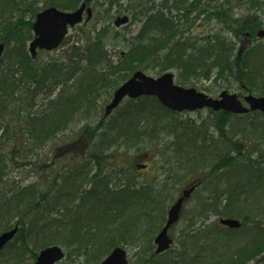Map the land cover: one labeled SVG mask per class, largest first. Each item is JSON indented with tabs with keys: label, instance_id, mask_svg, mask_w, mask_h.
<instances>
[{
	"label": "trees",
	"instance_id": "16d2710c",
	"mask_svg": "<svg viewBox=\"0 0 264 264\" xmlns=\"http://www.w3.org/2000/svg\"><path fill=\"white\" fill-rule=\"evenodd\" d=\"M82 1L39 3L72 11ZM120 1L105 0L111 6ZM157 1L128 0L126 11L143 25L130 50L115 63L106 50L104 31L88 25L80 29L77 45L66 47L64 42L58 57L47 53L49 60L42 62L40 53L32 59L27 48L33 38L30 19L39 7L25 0H0V43L6 46L0 60V234L19 226L7 249L10 264L34 260L52 245L63 247L72 262L83 259V264H99L119 246L137 247V264H264V152L259 162L254 159L257 145L251 148L252 141L242 139V144L226 133L230 119H249L251 114L209 110L214 116L210 121H185L155 97H140L123 101L108 117L104 108L98 115L99 97L104 95L106 102L137 70L157 75L174 70L180 85L192 87L194 81L212 77L215 84L236 80L244 91L264 96V41L254 40L247 49L235 42L247 33L255 35L264 24L232 8L264 5V0H160L156 6ZM179 17L192 22L188 31L202 17L204 24L216 21L217 27L186 36ZM252 115L254 121L262 119L250 125V132L264 144V117ZM85 121L96 124L81 127ZM169 130L175 139L168 144L163 138ZM74 133L88 137L99 151L69 168L52 170L46 178L28 173L49 162L31 157L53 142L73 139ZM115 146L132 151L135 163L142 150L156 152L152 159H160L163 170V178H156L159 184L140 183L134 172L108 170L106 153ZM194 175L192 183L198 182L197 193L204 199L195 218L214 213L243 225L239 230L216 223L195 232L189 228L180 249L156 255L154 237L165 224L168 204ZM26 178L31 182L25 184Z\"/></svg>",
	"mask_w": 264,
	"mask_h": 264
},
{
	"label": "rangeland",
	"instance_id": "374dc122",
	"mask_svg": "<svg viewBox=\"0 0 264 264\" xmlns=\"http://www.w3.org/2000/svg\"><path fill=\"white\" fill-rule=\"evenodd\" d=\"M39 1L40 0H25V3L38 4ZM81 3L79 4V6L81 5ZM234 3L236 2H233V4ZM127 4H128V0H122L118 4L114 3L112 6L109 3H106L105 0H93L89 4V7L93 11V18L91 22L88 24V26L90 28H96L97 32L104 31L103 34L105 36L104 43L106 45L105 46L106 50L108 51L109 54H111L112 60L115 63L118 62V58L121 54H126L130 50V48L132 47L131 43L134 42V39L140 33V30L143 25L142 21L134 22L131 19V13H128L126 11ZM159 4H160V0L156 2V6H159ZM42 5L43 4H39L38 7ZM232 8L238 14L243 13V16L245 15L256 16L260 21L264 23V5L257 4L255 7H253L252 4L251 6H248V5L241 6L240 5V6H233ZM197 14L198 12L194 13L191 16V18L195 17ZM177 15L178 14L175 11L171 13V16H173L174 18H176ZM124 16L129 17L127 24L121 25L119 27H115L114 24L117 18H122ZM202 19L203 17L200 18L195 23V27H194L195 29L192 28L188 31L187 29L189 27V24L192 22L191 21L187 22L183 18H180V17L178 18V20L180 21V25H181L180 27L186 30L185 31V33H187L186 36L190 35L193 37L200 36L204 32L208 33L216 29L217 27L216 21H213L211 22L210 25H207L203 23ZM30 20H32V23L34 22V19L31 18ZM84 27L86 26L80 27L76 31L73 30L70 32L68 46L66 47H70L71 45H77V42L80 40L79 37H82L81 35L82 31H80V29H84ZM248 40L249 39H247L246 37H242L241 39H239V41H237V43L239 44V47L248 48L251 44V42ZM63 50L64 49L61 48L59 51L49 53V55L53 58H56L59 55H61ZM49 55L47 53H42V55L39 57V61L44 62L46 60H49L50 58L48 57ZM171 72H173L176 75V82H177V72L174 70H171ZM146 74L154 78H157L160 76V75H157L154 71H146ZM214 81H215L214 77H212L211 80H204V81L197 80V81H194L196 86H193V88H196L200 92H205L207 95H209L210 97H214V98L218 97L220 93L225 90L233 94H237L240 98H243L244 96H246L242 85L237 83L236 80L235 81L232 80L229 83H227L224 80H219V82H217L216 84L214 83ZM191 87L192 86H187L186 88H191ZM206 88L208 91H205ZM258 95L260 94L257 93L256 96ZM105 98L106 97L104 95H101L98 99V103L100 107L98 111V115L110 101V99H108L106 102H103ZM213 118L214 116H210L207 110L200 111L197 113H191V114L183 113L179 115L178 117V119H184L185 121L190 120L193 122H196V121L200 122V120H204V119H206L207 121H210V119L212 120ZM261 119H262L261 117H258V119L254 121L252 114L249 119H230V126L228 125L227 132H226L227 136L229 137L234 136V139L237 142L242 143V139H246V141L249 142L250 144V141H252V144L250 145L252 146L251 148L254 147L253 145H257L254 148L255 154H256L254 159L259 162L262 161L260 159L258 160V157L260 156L259 154L264 152V144H262L260 140H258L257 134L250 132L251 130L250 125L258 124L259 122H261L260 121ZM88 123L92 127L96 124L93 121L92 122L85 121L82 123L81 127H83L84 125ZM245 124L246 126H244ZM171 131L172 130H169L168 136H165L164 138L162 137L164 142L167 141L168 144L172 142L173 139H175L174 132H171ZM248 133H251V134H248ZM209 134L215 138H217V135H218L215 133V131L211 127H209ZM209 134L207 135L209 136ZM72 137L73 139L69 141H65V143L64 141L63 142H59V141L53 142L51 145L44 147L43 150L39 151L38 156L37 154H35L33 157H31L32 159H35V160H37L38 157L39 158L41 157L45 160H49V162L46 164H42L40 166H36L35 168H32L34 172L30 170L28 171V173L30 175H33L34 177L35 175H37V173H41L42 175H45L44 178H46V176H48L52 172V170H58L63 165H66L65 167L69 168L77 160L84 159V156H86L90 152L99 151V147L95 146L92 142H90L88 137L85 136L84 138L78 133L77 135L74 133ZM209 138L212 139L210 136ZM153 153H156V152H153L150 149L142 150L138 156L139 162L135 163L132 151H128V150L124 151V148H121L120 150H116V146H115L106 153L109 160H107V162L104 165L106 164L110 165V168L108 170L115 171L116 173H119L118 172L119 169H122L125 172L130 171L131 173L132 172L137 173L138 175L136 174L134 175H135L136 180L140 183L150 184L152 182H155L156 180L157 183L159 184V181L156 178L157 177L160 179L163 178L161 174L163 173V170L160 168L162 164L160 162V159L156 158L155 161L152 159V156H154ZM145 165L147 166V169L140 170L141 169L140 167H143ZM136 166H139V168L137 169ZM158 167L160 168L159 170H157ZM26 172L27 170H23V172L21 173L22 178H25L27 176ZM13 180L17 181V178L13 177ZM194 181H196L195 175L192 176L190 179L191 183ZM28 182H29L28 178H26L25 184H27ZM154 184H156V182ZM180 192L181 190L178 192H175V199L178 198ZM202 198H203V194H200V191H199V193L194 194L192 199L188 200L187 203L185 204L183 218L178 224H176L170 230V233H169L171 238L174 240V245L172 246V250L180 249L181 247L180 241L182 240L181 237L183 236V234H187L188 232H190L188 230L189 228H192L191 231L195 232V231H198L199 229H204V227L206 226L210 227L211 225L218 223L219 219L222 218V217L215 215L214 213H209L207 219L202 218L201 220H197L195 218L196 217L195 213L197 212L198 206H199L198 209L201 208L199 203L204 200ZM173 202H174L173 200L169 202L168 208H170ZM191 219L195 220V222H193ZM239 233L246 234V231L241 230V232ZM238 237H240V235H238ZM126 249L128 252L130 264H137L138 255L140 254V251H138L137 247L132 248V247L127 246ZM5 260L7 259L2 258L0 260V264H8V262ZM21 264H33V263L31 260H26L25 262ZM60 264H83V259L78 260L76 262H72L67 257ZM249 264H256V261L251 262Z\"/></svg>",
	"mask_w": 264,
	"mask_h": 264
},
{
	"label": "water",
	"instance_id": "95a60500",
	"mask_svg": "<svg viewBox=\"0 0 264 264\" xmlns=\"http://www.w3.org/2000/svg\"><path fill=\"white\" fill-rule=\"evenodd\" d=\"M86 10V4L74 13H62L55 8L48 9L39 15L33 26L35 40L30 45L32 57L36 56L37 48L48 51L57 49L62 44L67 34L68 25L75 26L83 20V14ZM88 20L92 17V10L87 9ZM128 18H118L116 26L127 24ZM258 37H264V31L258 33ZM5 45L0 44V59L3 56ZM142 96L156 97L159 102L167 109L173 112L197 111L204 108H210L214 111L223 110L232 114H246L249 111H261L264 113V98H255L248 96L245 101L249 104L247 109L238 100L236 95L223 92L218 99L209 98L204 93L197 92L192 88H183L175 84L174 75L170 72L163 74L159 78H153L142 71H137L134 75L114 93L111 102L105 108V115L109 116L125 98L136 99ZM195 187H191L183 192V196L171 207L168 212V219L165 227L157 235L155 244L157 253L168 250L173 243L168 236V230L178 222L183 202L194 192ZM221 224L231 229L239 228L241 223L237 220H221ZM18 227L4 232L0 235V252L13 240L18 232ZM64 258L63 250L54 246L43 250L36 261V264H56ZM101 264H129L127 252L122 248L115 249Z\"/></svg>",
	"mask_w": 264,
	"mask_h": 264
}]
</instances>
